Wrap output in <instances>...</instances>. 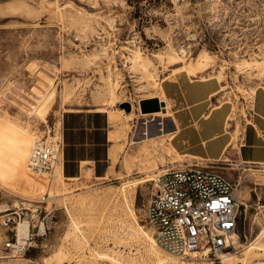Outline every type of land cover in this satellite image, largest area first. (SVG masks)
<instances>
[{
  "label": "rangeland",
  "instance_id": "374dc122",
  "mask_svg": "<svg viewBox=\"0 0 264 264\" xmlns=\"http://www.w3.org/2000/svg\"><path fill=\"white\" fill-rule=\"evenodd\" d=\"M263 61L264 0H0V211H6L0 213V239L15 227L10 215L15 207L31 234L45 229L20 259L0 264H151L131 228L154 243L145 221L149 181L172 169L174 157L169 138L152 134L142 142L145 123L155 131L167 120L153 116L164 104L156 99L149 110L157 112L142 114L140 102L155 99L148 97L157 96L165 80L189 78L177 72L185 64L195 69L190 80L219 84L215 99L229 113L233 108L231 117L243 126L252 92L264 83ZM36 100L41 101L38 113L28 115ZM79 110L107 115L113 130L118 123L114 140L121 137V148L112 170L108 155L103 178L82 173L66 178L67 185L62 119ZM30 137L61 146L52 172L33 174L17 163L16 149L25 150ZM238 144L239 139L220 160L241 162L235 156ZM181 160L186 162L173 169L197 165L240 178L235 264H242L245 247L264 231V171ZM256 243L264 246V235ZM219 256L175 261L224 264ZM246 264H264V250L250 251Z\"/></svg>",
  "mask_w": 264,
  "mask_h": 264
},
{
  "label": "crops",
  "instance_id": "0c3cea01",
  "mask_svg": "<svg viewBox=\"0 0 264 264\" xmlns=\"http://www.w3.org/2000/svg\"><path fill=\"white\" fill-rule=\"evenodd\" d=\"M189 78L176 76L165 80L162 85L160 83L158 91L162 98L160 103L164 104L163 113H171L164 123L166 138H169L167 148L174 157L173 166L169 168L185 163L181 160L185 157L193 161H219L227 166L234 164L233 168L242 165L256 169V172L264 171V83L251 97L246 122L241 126L237 118H231L233 108L229 113L226 104H219L215 99L222 91L217 82ZM70 118H77L78 123H71ZM108 119L107 115L95 110H79L63 116L66 177L63 165L62 174L65 180L79 178L82 173L88 177L103 178L109 169L108 155L112 170L121 148L117 141L121 137L114 140V136L121 131V126L116 123L117 127L113 130ZM238 139L235 156L241 162L236 164L227 156L220 160L228 147H236ZM112 142H115L113 146Z\"/></svg>",
  "mask_w": 264,
  "mask_h": 264
},
{
  "label": "built area",
  "instance_id": "2783aa9c",
  "mask_svg": "<svg viewBox=\"0 0 264 264\" xmlns=\"http://www.w3.org/2000/svg\"><path fill=\"white\" fill-rule=\"evenodd\" d=\"M60 155L59 144L37 142L31 150L28 168L50 173ZM240 183V178L232 180L224 173L197 165L169 169L149 181L151 193L145 221L153 232L156 246L181 261L192 255L200 260L217 257L222 250H227L232 238L240 237L243 205ZM12 209L10 215L15 227L10 229L11 235L0 239V260L20 258L33 245L35 236L45 235L43 226L31 234L28 222L27 236L19 239L20 208Z\"/></svg>",
  "mask_w": 264,
  "mask_h": 264
},
{
  "label": "bare ground",
  "instance_id": "6f19581e",
  "mask_svg": "<svg viewBox=\"0 0 264 264\" xmlns=\"http://www.w3.org/2000/svg\"><path fill=\"white\" fill-rule=\"evenodd\" d=\"M137 58H139V57L137 56ZM262 65H264V61L262 62ZM204 68H205V65H204V63H202L196 70H198V72L201 73V72L204 71ZM177 72H183V73H185L189 77L195 75V69H193V68H191L189 66H186L185 64L181 65L177 69ZM219 79H222V77L219 76ZM159 88H160V86H159ZM159 88H157V92L159 91ZM252 93L254 94V91ZM44 97H45L44 95L41 96V99L44 100ZM154 98L158 99L159 102L162 101V98L159 96V94L157 96H155ZM40 105H41V101L36 100V106L35 105H31L30 110H32V111H30L28 113V115H31L32 113H34V114L38 113V110H39ZM162 108H164V107H161L160 110ZM159 111H158V113H154L153 114L154 118H157V119H161L162 120L163 118L170 116V113L168 111L166 113H161ZM144 116H146V115H144ZM144 126H146V128L143 130V132H142L143 134L141 136H144L145 138H144V140L142 139V142H148V141H150L151 140L150 137H152L153 135H155L157 138H166L167 137V134H165V124L164 123L161 124V129H156L155 131H153L149 127V125L146 124V123H145ZM35 139L36 138H31V137L30 138H27L26 139V142H25L26 143L25 150H24V146L23 145H20L19 148L16 149L15 159H16L17 163L20 164L21 168L22 167L24 168L27 165V170H29L33 174H37V175L38 174H47V172L40 173V172L31 171L28 168V161H29V158H30V155H31V150H32L33 146L35 145V143L40 142V140H35ZM132 144H134V143H132ZM58 161H59V158L54 163V165ZM229 166H234V164H230ZM236 166H238V165H236ZM53 169H54V166H53ZM165 171H167V170H165ZM165 171H163V172H165ZM54 172L57 173V175L60 174L57 169H55ZM20 174L21 175L25 174V171L23 170L22 172H20ZM156 176H158V175H155V177ZM154 178H152V179H154ZM3 211H0V213H2ZM4 212H6V211H4ZM9 216L10 215H5L3 217H9ZM7 219L8 218L3 219L2 220V223L5 224ZM26 223L20 222L18 224V226H17V232H18V238L19 239H23V238H25L27 236V230H28L27 229V225H28V222H26ZM75 225L76 224H74V222H73V226H75ZM76 227H77V225H76ZM131 229L134 231L133 232L134 233V236L138 237V242L142 246V248L144 249V253L146 254V256L150 259L151 264H180V263H178V262L175 261V260H178L176 257H174L173 255H171V254H169L167 252H165V253L169 254L170 256H168V255H166L165 257H161L160 256V254L156 250V248H158V247L155 244V241H154V238H153V232H152V238H153L154 243H152V240H151L150 236H148L145 232L140 231L139 229L135 228V226L132 227ZM139 233L141 234L140 236H139ZM263 235H264V231H262L250 244H248L245 247L244 253L242 254L243 257H244L242 264H246L247 263L248 255H249L250 251H253V250H262L263 251L264 250V246L257 245V243H256V242H258L260 240V238ZM240 240H241L240 237L234 236L232 238V244L229 245L228 249L226 250V249L223 248L224 250L221 251L220 256H219V259L224 264H235V262H236L235 256L238 253L237 252V242H240ZM159 250H161V249H159ZM162 252H164V251H162ZM96 256H97V258H102V257L106 258V256H104L102 254H98V253H96ZM193 258H194V256L192 255L191 256V259H193ZM201 260H205V259H201ZM178 261H181V260H178Z\"/></svg>",
  "mask_w": 264,
  "mask_h": 264
},
{
  "label": "water",
  "instance_id": "95a60500",
  "mask_svg": "<svg viewBox=\"0 0 264 264\" xmlns=\"http://www.w3.org/2000/svg\"><path fill=\"white\" fill-rule=\"evenodd\" d=\"M156 103V99H147L140 102V110L142 114L148 112H157V110H149L152 104ZM158 109V108H157Z\"/></svg>",
  "mask_w": 264,
  "mask_h": 264
}]
</instances>
